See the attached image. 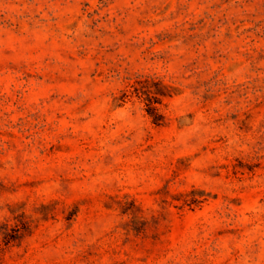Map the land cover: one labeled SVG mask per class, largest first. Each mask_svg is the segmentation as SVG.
I'll return each mask as SVG.
<instances>
[{"label":"rangeland","instance_id":"1","mask_svg":"<svg viewBox=\"0 0 264 264\" xmlns=\"http://www.w3.org/2000/svg\"><path fill=\"white\" fill-rule=\"evenodd\" d=\"M0 264H264V0H0Z\"/></svg>","mask_w":264,"mask_h":264}]
</instances>
